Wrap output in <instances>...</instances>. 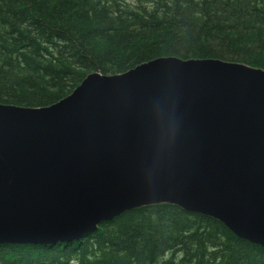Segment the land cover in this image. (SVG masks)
<instances>
[{
	"label": "water",
	"instance_id": "95a60500",
	"mask_svg": "<svg viewBox=\"0 0 264 264\" xmlns=\"http://www.w3.org/2000/svg\"><path fill=\"white\" fill-rule=\"evenodd\" d=\"M264 246V70L160 57L48 107L0 104V244L76 240L150 205Z\"/></svg>",
	"mask_w": 264,
	"mask_h": 264
},
{
	"label": "trees",
	"instance_id": "16d2710c",
	"mask_svg": "<svg viewBox=\"0 0 264 264\" xmlns=\"http://www.w3.org/2000/svg\"><path fill=\"white\" fill-rule=\"evenodd\" d=\"M160 57L264 69V0H0V104L48 107L88 74ZM0 264H264V246L158 204L76 240L0 244Z\"/></svg>",
	"mask_w": 264,
	"mask_h": 264
},
{
	"label": "rangeland",
	"instance_id": "374dc122",
	"mask_svg": "<svg viewBox=\"0 0 264 264\" xmlns=\"http://www.w3.org/2000/svg\"><path fill=\"white\" fill-rule=\"evenodd\" d=\"M129 2L136 3V0H128ZM141 1V0H140Z\"/></svg>",
	"mask_w": 264,
	"mask_h": 264
}]
</instances>
